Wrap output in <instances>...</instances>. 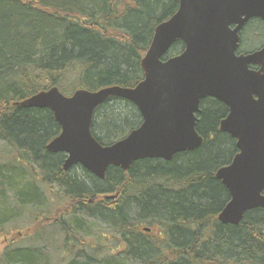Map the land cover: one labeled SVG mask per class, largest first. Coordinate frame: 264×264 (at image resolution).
<instances>
[{
  "label": "trees",
  "instance_id": "16d2710c",
  "mask_svg": "<svg viewBox=\"0 0 264 264\" xmlns=\"http://www.w3.org/2000/svg\"><path fill=\"white\" fill-rule=\"evenodd\" d=\"M179 2L0 0L2 264H52L50 229L80 244L79 254L67 255L70 264H264V209L247 213L238 226L218 220L230 195L215 174L234 151L217 134L219 114L201 118L197 131L205 142L198 150L171 162L139 161L129 172L110 168L102 181L84 169L86 178L62 172L64 156L46 150L60 134L49 110L13 106L52 87L70 95L79 88L136 86L155 28L177 12ZM181 50L176 46L171 55ZM134 109L122 99L100 108L97 140L113 144L134 129ZM106 194L119 197L93 210L88 201ZM92 219L108 229L96 259L84 249L82 235L100 242L103 232L87 226ZM143 226L156 235L144 236ZM16 231L19 236L8 239ZM110 243L113 253L100 259ZM80 249L87 258L80 259Z\"/></svg>",
  "mask_w": 264,
  "mask_h": 264
},
{
  "label": "water",
  "instance_id": "95a60500",
  "mask_svg": "<svg viewBox=\"0 0 264 264\" xmlns=\"http://www.w3.org/2000/svg\"><path fill=\"white\" fill-rule=\"evenodd\" d=\"M253 17H264V0H180L176 14L155 28L140 64L144 80L135 87L79 88L70 96L52 87L13 106L53 114L61 130L46 150L65 154V173L81 166L105 180L110 168L128 171L139 161L170 162L198 150L204 142L196 129L201 102H224L231 113L221 131L238 140L240 153L216 174L230 194L218 220L238 226L247 213L264 209V77L241 76L235 57L238 31ZM179 42L184 51L168 57ZM112 98L135 105L143 122L104 146L92 129L97 110Z\"/></svg>",
  "mask_w": 264,
  "mask_h": 264
},
{
  "label": "flooded vegetation",
  "instance_id": "af4514ba",
  "mask_svg": "<svg viewBox=\"0 0 264 264\" xmlns=\"http://www.w3.org/2000/svg\"><path fill=\"white\" fill-rule=\"evenodd\" d=\"M235 28H236L235 25L231 26V29L234 30ZM176 46H181L182 50L178 54L171 55L172 50ZM184 49H185L184 44L179 42L172 48V50L169 53L168 57L169 56L170 57L177 56V55L181 54L184 51ZM235 57H236V59L239 60V63H240V66H239L238 70H239V73L241 74V76L242 75H246V74L247 75L248 74H254V75H261V76L264 77V17H253V18L249 19L243 25V27L238 31V43H237V48L235 50ZM245 72H246V74H245ZM143 80H144V74H143V77H142L141 81H143ZM253 97H254V100L258 99V97L256 95H254ZM133 109L135 110L136 113H134L133 116H135V117L132 120L138 122L137 123L138 125L134 129L129 131L128 134L123 136V138H121L120 140L125 139L133 130L139 128L142 125L143 119H142V116H141L140 112L134 106H133ZM215 113L219 114L218 125H217V134H220V135L224 136V138L227 139L232 144L233 149H234L232 157H231V162H230V164H231L232 161L234 160V158L236 157V155L240 153V150L237 147L238 140L236 138L232 137L231 134L221 131V126H222L223 122L228 119V117H229V115L231 113L230 107L227 104H225L224 102L219 101L218 99L213 98V97H208V98L204 99L201 102V104H200V113L197 114V118H198L197 125L201 121V118L204 116V114L211 115V114H215ZM94 124H95V122H94ZM196 129H197V127H196ZM214 137H215L214 135H212L210 137L211 141L214 140ZM120 140H118V141H120ZM204 142H205V139H204ZM204 142H203V144H204ZM186 153H191V152H186ZM61 155L64 156V161L62 163V172L65 173L63 171V165H64V162H65L66 156L64 154H61ZM158 161H163V160H158ZM164 162H167V161H164ZM230 164H228V165H226L224 167H227ZM118 169H120V168H118ZM219 169H221V168H219ZM219 169H218V171H219ZM71 170H74V173H75V175L77 177H85L86 178V173L83 171V168H81V166H76V167L72 168ZM129 171L130 170L123 171V172H129ZM217 172H216V174H217ZM87 173L91 174L89 172H87ZM216 174H215V177H216ZM92 176L95 177L94 175H92ZM105 180H102V181H105ZM118 197H119V195L106 194V195L98 196L94 200H92V199L89 200L88 204H90L91 207H93V210H94V209L97 208V206H99L98 205L99 203H100V205H102V203L104 204V202H107L109 200L113 201V202H116ZM142 231H143L142 234L144 236L151 237V236L156 235V233L153 231L152 226H143L142 227ZM70 236L71 235H68L66 237V239H64L65 247L67 246V249H68V247L70 246L71 247V251H73L72 252L73 254L76 253V252H77V254H79L78 248H77L78 245L74 244L75 240L70 239ZM88 245H89L90 250L92 251V253H93L94 250L97 249L96 245L94 243V240H92V238H90V241H89ZM47 249H48V251H51V250H49V246L47 247ZM125 250H126V248L124 246L122 251H125Z\"/></svg>",
  "mask_w": 264,
  "mask_h": 264
},
{
  "label": "rangeland",
  "instance_id": "374dc122",
  "mask_svg": "<svg viewBox=\"0 0 264 264\" xmlns=\"http://www.w3.org/2000/svg\"><path fill=\"white\" fill-rule=\"evenodd\" d=\"M30 225V224H29ZM87 226H90V229L94 232H103V234L100 235V242L97 241L98 237L95 236L94 238H92V240H94V243L96 245V248H98V243H100V245L103 244L104 240L107 238V236L105 234L108 233V229L106 227V225H103L101 223H97L96 220L92 219L91 222H88L87 223ZM85 233L87 231V228L84 229ZM47 232V244L49 246V254H50V257L52 259V264H70L71 263V260L73 259V257H67V255L69 254H73L71 251V247L69 246L68 249H67V252H63V247H64V239H65V235H63L62 232H60V230H56L55 232H51V229L48 230ZM19 232L16 231V232H13V234H11L10 236H8V239L12 238L14 235L16 236H19L18 234ZM83 237H84V242H85V247L84 249L87 251L89 247V241H90V238H87L84 234H82ZM97 238V239H96ZM7 239L5 237H2L0 239V256L2 258L3 256V252L5 250V247L7 245ZM111 242V241H110ZM24 244V243H23ZM28 245V243H26ZM46 244V245H47ZM20 245V244H18ZM30 245V244H29ZM80 244H78L79 246ZM112 245L114 246L115 244L114 243H110L109 244V247L106 249V250H103L102 253H100V259L101 258H104L106 256H109L111 255L113 252H112ZM81 250V249H80ZM82 251V250H81ZM88 253H91L89 251H87ZM117 252V251H116ZM114 252V253H116ZM92 256L96 259L97 258V253L95 252V250L93 251L92 253ZM87 258V253L82 251L81 255H80V259H84Z\"/></svg>",
  "mask_w": 264,
  "mask_h": 264
}]
</instances>
